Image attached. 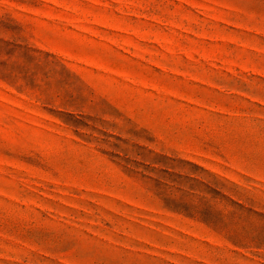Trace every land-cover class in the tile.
<instances>
[{
	"label": "rangeland",
	"instance_id": "rangeland-1",
	"mask_svg": "<svg viewBox=\"0 0 264 264\" xmlns=\"http://www.w3.org/2000/svg\"><path fill=\"white\" fill-rule=\"evenodd\" d=\"M0 264H264V0H0Z\"/></svg>",
	"mask_w": 264,
	"mask_h": 264
}]
</instances>
